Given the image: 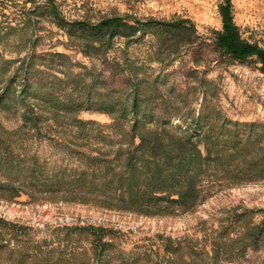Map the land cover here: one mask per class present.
<instances>
[{
  "label": "trees",
  "instance_id": "16d2710c",
  "mask_svg": "<svg viewBox=\"0 0 264 264\" xmlns=\"http://www.w3.org/2000/svg\"><path fill=\"white\" fill-rule=\"evenodd\" d=\"M0 4L5 9H21L18 26L22 25L26 32L33 27L35 17H49L72 35L82 34L91 40L85 46L87 53H105L117 39L130 45L154 36L160 51L172 50L170 53L175 54L196 40V26L180 17L166 21L112 16L98 23L68 22L55 0H3ZM220 14L222 30L214 33V42L224 63L259 64L264 74V49L243 38L234 21L232 0H225ZM14 30L16 27L9 22L0 23V44ZM29 56L22 60L0 58V113H16L21 120L16 130H8L0 123L1 200L14 202L22 196L32 200L58 198L144 216H163L193 211L212 179L234 184L264 180V124L230 120L216 102L218 84L204 74H191L197 86L180 93L179 109L159 87L167 81L163 71L149 75L145 65L126 60L125 67L118 64L113 70L114 75L129 72L123 90L111 88L110 81L93 70L64 73L63 79L53 77L52 81L39 82L32 73L35 58L33 54ZM198 89L201 102L196 110V99H190L189 94ZM173 93L174 88L170 98ZM81 112L110 115L113 122L103 127L95 121L79 119ZM173 118L184 119L185 129L172 127ZM50 120L58 126L68 123L76 127V140H102L110 149L118 147L106 152L101 148L90 152L71 150L81 162L79 168H51L26 146L27 140L44 136L43 127ZM27 230L0 218V251L12 241L22 242ZM57 232L64 234L59 238L63 242H90L85 251L88 261L82 264H110L111 254L118 249L117 233L103 227L64 228ZM262 234V227L250 228L239 240L241 248H256ZM7 235L12 236L7 239ZM163 247L166 256L181 254L187 248L172 239H166ZM120 253L124 256L123 251ZM136 263L131 256L124 259V264Z\"/></svg>",
  "mask_w": 264,
  "mask_h": 264
},
{
  "label": "rangeland",
  "instance_id": "374dc122",
  "mask_svg": "<svg viewBox=\"0 0 264 264\" xmlns=\"http://www.w3.org/2000/svg\"><path fill=\"white\" fill-rule=\"evenodd\" d=\"M55 1L68 22L98 23L112 16L166 21L174 17L189 19L196 26V40L175 54L170 53L172 50L160 51L154 36L130 45L124 39H117L113 48L105 53L94 50L87 53L85 46L91 40L82 34L72 35L49 17H35L33 27L26 32L22 25L18 26L21 9H5L0 4V23L9 22L16 27L0 44V58L22 60L33 54L36 66L33 78L39 82L52 81L53 77L63 79L64 73L93 70L102 73L110 81V87L117 90L125 88L129 72L114 75L113 70L118 64L125 67V61L131 60L145 65L149 75L162 74V71L167 75L166 84L160 83L159 87L179 109L180 93L197 86L191 74H204L218 84L220 93L216 102L230 120L264 124V74L259 70L260 65H227L215 46L214 33L222 30L220 7L225 0ZM232 5L234 21L243 38L264 49V0H232ZM4 14L7 17H3ZM196 60H200L198 64L194 63ZM172 88L175 94L170 98ZM193 93L191 90L189 97L196 99L193 108L198 110L200 89ZM78 118L95 121L103 127L113 122L112 116L98 112H81ZM0 123L8 130L21 126L16 113L1 112ZM171 126L185 129L186 125L184 119L173 118ZM43 130L42 138L29 139L26 146L51 168H79L81 162L71 150L90 152L101 148L106 152L118 147L110 149L102 140H76L78 129L68 123L58 126L50 120ZM112 138L118 140L116 135ZM204 189L203 200L193 211L163 216H144L58 198L32 200L22 196L14 202L0 199V218L28 229L27 235L21 237L22 242L12 241L0 251V264L87 262L85 251L90 248V242L83 239L68 243L59 239L64 234L58 233V229L75 227H103L117 233L118 249L111 254L110 264H124L129 256L137 260L136 264H264V180L234 184L215 178L207 182ZM254 226L262 227V237L256 248L243 250L239 240ZM7 236L9 239L12 235ZM166 239L176 244L183 242L187 248L181 254L166 256L163 247Z\"/></svg>",
  "mask_w": 264,
  "mask_h": 264
}]
</instances>
